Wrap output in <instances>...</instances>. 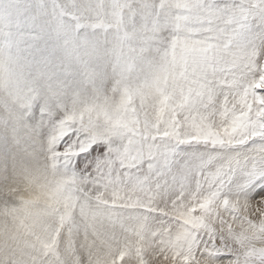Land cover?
Masks as SVG:
<instances>
[{
    "label": "snow or ice",
    "instance_id": "1",
    "mask_svg": "<svg viewBox=\"0 0 264 264\" xmlns=\"http://www.w3.org/2000/svg\"><path fill=\"white\" fill-rule=\"evenodd\" d=\"M0 264H264V0H0Z\"/></svg>",
    "mask_w": 264,
    "mask_h": 264
}]
</instances>
